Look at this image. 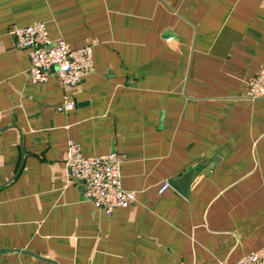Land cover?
Segmentation results:
<instances>
[{"label":"crops","instance_id":"1","mask_svg":"<svg viewBox=\"0 0 264 264\" xmlns=\"http://www.w3.org/2000/svg\"><path fill=\"white\" fill-rule=\"evenodd\" d=\"M39 20L90 45L78 85L31 79L12 28ZM263 62L264 0H0V264H235L264 246V98L246 97ZM70 138L118 151L136 200L99 209Z\"/></svg>","mask_w":264,"mask_h":264},{"label":"built area","instance_id":"2","mask_svg":"<svg viewBox=\"0 0 264 264\" xmlns=\"http://www.w3.org/2000/svg\"><path fill=\"white\" fill-rule=\"evenodd\" d=\"M12 33L22 48L28 50L31 64L28 73L35 82L46 81L56 73L67 87L78 85L84 76L93 70V57L90 45L71 47L68 41L59 37H50L46 21L17 25ZM246 97L264 98V62L249 80ZM76 101L66 94L57 106L58 110H71ZM65 161L75 179L86 182L85 195L107 214H112L116 207H125L136 200V192L122 184V156L116 150L87 155L81 144L68 139ZM170 186L168 180L159 188L160 192ZM220 264H228L221 261ZM235 264H264V246L241 256Z\"/></svg>","mask_w":264,"mask_h":264},{"label":"water","instance_id":"3","mask_svg":"<svg viewBox=\"0 0 264 264\" xmlns=\"http://www.w3.org/2000/svg\"><path fill=\"white\" fill-rule=\"evenodd\" d=\"M186 172H187V171H186ZM180 176H181V179H182V177H183V178H185V179H188V178H187V177H188V174H186V173H185V174H183V175L181 174ZM172 183H174V184H175V182H174V181H173Z\"/></svg>","mask_w":264,"mask_h":264}]
</instances>
